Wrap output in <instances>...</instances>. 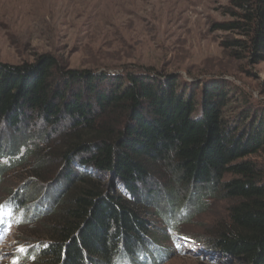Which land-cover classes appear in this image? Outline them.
<instances>
[{
    "label": "trees",
    "instance_id": "trees-1",
    "mask_svg": "<svg viewBox=\"0 0 264 264\" xmlns=\"http://www.w3.org/2000/svg\"><path fill=\"white\" fill-rule=\"evenodd\" d=\"M225 12L229 18L213 24L225 34L221 46L249 65L264 62V0H231ZM122 73L62 68L50 53L32 63L0 62V128L14 131L4 140L0 129V183L15 168L35 180L0 203V229L30 225L20 231L17 244L31 246L16 253L18 264H145L144 253L156 264L153 252H166L152 248L150 208L160 195L157 174L165 178V170L179 194L169 201L171 212L154 209L166 223H182L172 213L187 209L195 193L198 211L211 196L228 199V222L194 243L237 264H264V109L253 110L245 97L231 113L241 98L225 79L200 82L197 94L190 80L169 71ZM35 118L53 132L63 128L55 155L34 141L36 134L45 140L42 132L22 135ZM49 163L57 175L46 179ZM94 169L112 173L122 189ZM40 179L60 184L47 204L36 196ZM40 216L46 218L32 226Z\"/></svg>",
    "mask_w": 264,
    "mask_h": 264
},
{
    "label": "rangeland",
    "instance_id": "rangeland-1",
    "mask_svg": "<svg viewBox=\"0 0 264 264\" xmlns=\"http://www.w3.org/2000/svg\"><path fill=\"white\" fill-rule=\"evenodd\" d=\"M230 2L0 0V62L15 65L32 63L41 54L50 53L66 69L140 74L147 68H155L180 75L182 81L190 80L189 85L195 89L200 82L225 79L235 88L233 95L237 94L242 99L232 103L231 113L237 114L242 109L245 97L251 102L253 110L264 109V62L252 66L231 57L221 46L224 32L213 30L215 22L229 18L225 8ZM196 92L198 94L199 90ZM200 109H197L195 115ZM26 124L22 126V135L30 134L26 132H42L45 140L36 134L34 141L55 155L63 141V128H56L60 131L58 133L53 132L41 120L36 121V118ZM0 129H5L1 132L4 140L14 135L11 128ZM30 161L33 163L34 159L30 158ZM56 168V163H49L42 173L46 176L52 172L49 176L54 175V178L57 175ZM92 171L97 177L122 189L121 182L114 179L112 173L98 174L97 170ZM163 174L167 176L162 178V174H157V190L160 195L151 201L153 205L150 208L153 211L150 222L154 226L156 238L152 248L160 246L166 252H161L160 257L153 252L155 259L159 260L156 264H237L238 260L234 256L206 251L194 243L195 238L207 240L216 235L220 225L228 222L232 201L211 196L207 198L205 208L198 211L194 206L200 193H195L187 209L172 213L182 223L171 226L154 210L160 206L166 213L171 212L169 201L179 197L170 186L171 173L165 170ZM29 180L34 179L25 178V172L20 168L4 176L0 183V203L9 197L11 189L20 188ZM45 181L40 179L37 182L39 190L36 196H44L42 204H47L48 197L55 191V194L60 192L59 181ZM181 198L186 199L187 195ZM41 208L35 207L39 211ZM44 217H38L32 226L40 225ZM29 226L16 229L6 226L0 229V264H14V261H19L16 253L30 248L31 245L24 242L17 244L21 238V229ZM146 255L144 253L140 259L148 264L150 259ZM126 264L134 262L130 260Z\"/></svg>",
    "mask_w": 264,
    "mask_h": 264
},
{
    "label": "snow or ice",
    "instance_id": "snow-or-ice-1",
    "mask_svg": "<svg viewBox=\"0 0 264 264\" xmlns=\"http://www.w3.org/2000/svg\"><path fill=\"white\" fill-rule=\"evenodd\" d=\"M5 208V205L4 204H0V223L3 222V215H4V212H3V209ZM22 221H17V223H21ZM179 247V246H178ZM21 251H24L23 249H21ZM34 259V257H33ZM14 264H18V261H14Z\"/></svg>",
    "mask_w": 264,
    "mask_h": 264
}]
</instances>
